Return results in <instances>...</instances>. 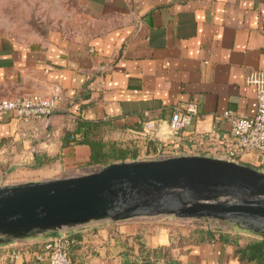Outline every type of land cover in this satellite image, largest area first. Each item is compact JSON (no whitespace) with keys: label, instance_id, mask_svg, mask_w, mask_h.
<instances>
[{"label":"crops","instance_id":"0c3cea01","mask_svg":"<svg viewBox=\"0 0 264 264\" xmlns=\"http://www.w3.org/2000/svg\"><path fill=\"white\" fill-rule=\"evenodd\" d=\"M75 2L83 14L75 31L54 27L29 38L0 33V96H46L57 89L66 98L45 120L0 115L2 167L45 178L85 171L90 148L76 142L78 134L70 135L79 122L104 123L116 139L144 121L167 122L176 105L195 102L194 125L172 137L187 148L194 127L229 131L230 123L217 114L255 113V88L245 78L264 69V0ZM35 154L55 160L33 169ZM241 159L256 168L254 154ZM161 218L93 223L15 240L0 245V264H48L43 243L65 233L75 238L69 253L77 264H141L142 247L160 249L152 264H263L259 256L238 252L258 234L231 224L181 226L175 217ZM15 251L20 257L12 261Z\"/></svg>","mask_w":264,"mask_h":264},{"label":"water","instance_id":"95a60500","mask_svg":"<svg viewBox=\"0 0 264 264\" xmlns=\"http://www.w3.org/2000/svg\"><path fill=\"white\" fill-rule=\"evenodd\" d=\"M141 217L219 222L264 235V171L215 157L180 155L0 184V245Z\"/></svg>","mask_w":264,"mask_h":264},{"label":"built area","instance_id":"2783aa9c","mask_svg":"<svg viewBox=\"0 0 264 264\" xmlns=\"http://www.w3.org/2000/svg\"><path fill=\"white\" fill-rule=\"evenodd\" d=\"M245 82L255 88L257 106L253 115H237L233 111L225 110L217 114L216 118L230 123L227 133L220 134L215 129L201 132L194 127L189 134L190 146L180 148L172 137L194 125L198 117V106L195 102L176 105L167 122L147 120L140 126L125 131L127 137L143 141L145 148H148L136 159L152 160L180 155H202L242 163L241 156L251 153L255 155L254 166L264 171V69L251 71L246 76ZM64 101L66 98L57 89L46 96L28 94L0 96V115H11L23 122L45 120L59 109ZM74 243L75 238L66 233L61 237L45 241L43 248L47 252L48 264H77L69 253ZM19 257L18 251L9 255L12 261Z\"/></svg>","mask_w":264,"mask_h":264},{"label":"rangeland","instance_id":"374dc122","mask_svg":"<svg viewBox=\"0 0 264 264\" xmlns=\"http://www.w3.org/2000/svg\"><path fill=\"white\" fill-rule=\"evenodd\" d=\"M82 10L76 5L75 0H0V33H12L18 35H10L16 38H29L36 35H28L36 32L43 34L50 31L51 28L64 29L67 32L75 31L82 22ZM38 36V35H37ZM42 36V35H39ZM44 36V35H43ZM124 140L131 141L136 148L137 156L146 152L145 143H139L137 139L127 137L123 134ZM118 138V137H117ZM136 159V158H135ZM132 160V159H126ZM118 162V161H115ZM102 166H94L85 171H80L78 174L96 171ZM262 170L260 167H256ZM21 171L14 170V168L2 167L0 165V184H11L23 182L26 177L43 178V174H24ZM28 173V172H27ZM57 177H66L64 174L59 173ZM50 178H56L50 177ZM158 217H141L139 219H156ZM134 219V218H132ZM163 220H170L171 217H162ZM175 219V218H173ZM183 221L184 225L191 224L199 225L205 222H195L189 219L176 218ZM219 223V222H217Z\"/></svg>","mask_w":264,"mask_h":264},{"label":"trees","instance_id":"16d2710c","mask_svg":"<svg viewBox=\"0 0 264 264\" xmlns=\"http://www.w3.org/2000/svg\"><path fill=\"white\" fill-rule=\"evenodd\" d=\"M70 135L78 134L80 139L76 142L87 144L90 148L88 166H105L111 162L135 159L136 146L131 141L122 137L111 138V131L106 124L100 122H79ZM125 131V130H124ZM123 131V134H124ZM124 137V136H123ZM55 158L46 154H35L33 169H39L54 162ZM202 229V228H200ZM260 239H253L238 252L251 257L259 256L264 262V235ZM162 255L160 249L150 250L142 247L140 250L141 264H152L150 257Z\"/></svg>","mask_w":264,"mask_h":264}]
</instances>
